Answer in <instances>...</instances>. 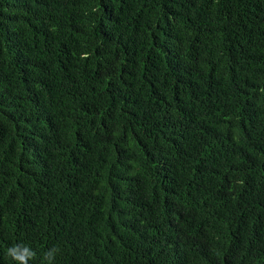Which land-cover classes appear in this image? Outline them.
<instances>
[{"label": "trees", "instance_id": "obj_1", "mask_svg": "<svg viewBox=\"0 0 264 264\" xmlns=\"http://www.w3.org/2000/svg\"><path fill=\"white\" fill-rule=\"evenodd\" d=\"M16 245L264 264V0H0V264Z\"/></svg>", "mask_w": 264, "mask_h": 264}, {"label": "clouds", "instance_id": "obj_2", "mask_svg": "<svg viewBox=\"0 0 264 264\" xmlns=\"http://www.w3.org/2000/svg\"><path fill=\"white\" fill-rule=\"evenodd\" d=\"M56 255V248L48 250L46 253V259L49 264H54ZM8 256L13 260L14 264H30V261L35 258L36 253L30 246L16 245L8 249Z\"/></svg>", "mask_w": 264, "mask_h": 264}]
</instances>
